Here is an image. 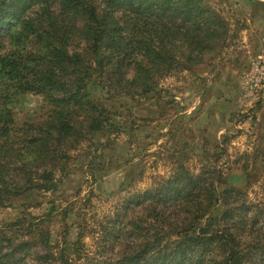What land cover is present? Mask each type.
<instances>
[{
  "label": "trees",
  "instance_id": "16d2710c",
  "mask_svg": "<svg viewBox=\"0 0 264 264\" xmlns=\"http://www.w3.org/2000/svg\"><path fill=\"white\" fill-rule=\"evenodd\" d=\"M223 1L0 0V207L58 192L80 148L90 154L99 135L136 130L141 119L112 112L89 85L158 101L169 95L163 80L219 56L232 39ZM25 94L42 98V113L18 121L12 101ZM228 139L198 172L177 157L167 177L129 195L100 223L110 256L82 264H264V202L228 185L218 163ZM49 237L32 218L0 225V264H56Z\"/></svg>",
  "mask_w": 264,
  "mask_h": 264
},
{
  "label": "rangeland",
  "instance_id": "374dc122",
  "mask_svg": "<svg viewBox=\"0 0 264 264\" xmlns=\"http://www.w3.org/2000/svg\"><path fill=\"white\" fill-rule=\"evenodd\" d=\"M216 7L231 23L227 48L206 56L195 71L163 80L160 88L169 95L158 101L154 94L133 101L112 98L89 85L92 96L112 112L129 108L141 119L138 127L99 135L90 154L86 146L80 148L58 192L31 191L1 206L0 225L30 218L34 225L41 223L50 234L56 264L61 253L80 259L78 264L108 257L101 256L100 223L123 209L129 195L167 177L177 157L187 158L198 172L203 156L211 155L224 135L229 139L218 163L228 185L244 190L255 204L264 202V0H224ZM41 105L40 96L25 94L11 107L21 121L40 116Z\"/></svg>",
  "mask_w": 264,
  "mask_h": 264
},
{
  "label": "crops",
  "instance_id": "0c3cea01",
  "mask_svg": "<svg viewBox=\"0 0 264 264\" xmlns=\"http://www.w3.org/2000/svg\"><path fill=\"white\" fill-rule=\"evenodd\" d=\"M205 134V133H204Z\"/></svg>",
  "mask_w": 264,
  "mask_h": 264
}]
</instances>
